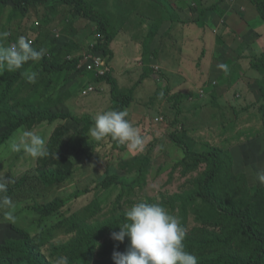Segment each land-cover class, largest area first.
<instances>
[{
    "label": "rangeland",
    "instance_id": "obj_1",
    "mask_svg": "<svg viewBox=\"0 0 264 264\" xmlns=\"http://www.w3.org/2000/svg\"><path fill=\"white\" fill-rule=\"evenodd\" d=\"M12 1L0 9V32L9 33L0 40V46H11L19 36H25L34 49L45 51L40 60L28 64L7 93L3 80L16 70L0 69V101L19 115L25 108L35 107L86 119L82 123L72 119L54 123L36 119L18 128L0 146V183L7 181L9 189L23 178L28 182L9 198L7 189L0 192V246L9 239H19L17 230L32 239L40 236L36 248L40 246L42 254L56 264L61 256L53 255L52 247L73 237L72 233L49 234L60 222L77 216L89 224L102 223L122 215L136 203L176 194L197 195V182L206 165L194 166L185 159L183 149L170 139L173 133L190 152L202 154L217 148L230 155L231 167L218 177L215 189L225 206L250 205L256 219L264 224V184L258 179V173L264 171V65L263 72L253 67L264 54L261 18H248L252 13L243 14L242 2L238 0H183L177 9L171 8L167 0H152L150 8L166 9L164 15L169 19H180L186 26H204L199 43L194 41L192 32L184 36L183 26L175 30L173 22L162 27L152 25L157 16L146 21V7L136 0H127L128 14L119 10V0H86L93 9L108 16L113 31H124L118 47L115 41L110 44L112 59L97 50L103 38L97 25L76 15L60 0L32 5L27 12L16 11ZM174 2L171 0V4ZM205 31L209 34L205 35ZM164 42L174 53L178 72L175 76L163 70L158 61ZM97 55L107 74L116 80L117 95L129 93L146 69L155 71L135 88L131 104L123 109L147 137L142 151L130 152L122 145L119 149L110 138L97 142L88 137L98 112L117 111L111 86L85 68L84 62ZM171 60L173 57L169 56L167 61ZM45 61L53 65L70 61L78 64L70 70L48 73ZM219 64H225L227 70L220 69ZM33 72L36 80L30 83L27 76ZM244 80L248 89L242 88ZM87 87L94 90L85 95ZM167 88L170 95H183L180 115L173 102L162 98ZM8 119L0 117V137ZM24 130L35 131L46 139L47 157L32 158L10 150V144ZM44 170L71 171L72 176L63 184L46 187L37 181V175ZM141 170L144 177L138 179ZM108 178L124 179L125 185L104 186L102 182ZM131 183L135 186L128 187ZM5 197L9 203L3 202ZM58 200L65 201V206L45 219L34 210L35 206ZM200 203L197 198L185 215L177 208L166 210L185 225L187 235L203 234L201 229L217 231L198 221L194 205ZM110 240L111 236H107L99 242L96 256ZM233 250L239 251V247L234 246ZM191 254L197 259L200 256ZM0 264L18 262L1 258Z\"/></svg>",
    "mask_w": 264,
    "mask_h": 264
},
{
    "label": "trees",
    "instance_id": "obj_2",
    "mask_svg": "<svg viewBox=\"0 0 264 264\" xmlns=\"http://www.w3.org/2000/svg\"><path fill=\"white\" fill-rule=\"evenodd\" d=\"M10 0H0V9L5 3ZM49 0H13L14 9L18 12H27L32 5H41ZM64 5L70 8L76 15L81 16L91 22H94L98 27V32L103 36L101 43L97 50L108 54L113 59V52L110 50V44L115 41L121 31H113L110 26V21L105 13L99 12L88 3L86 0H60ZM139 4H144L146 7L145 18L153 19L157 16L155 26L160 27V22L166 9L160 7L150 8L151 2L146 0H136ZM152 1V0H151ZM256 7L259 17L264 22V0H246ZM127 0H119V10L122 13L128 14ZM132 20L134 15H131ZM173 23H182L179 19L170 17ZM160 20V21H159ZM198 24L200 21L197 20ZM151 36H153L151 34ZM25 63L21 69L15 71L12 75H7L3 82L5 84L4 93H7L14 84L22 77L28 64ZM78 64V61H70L62 65H53L48 62H43L45 71L48 73H58L72 69ZM264 54L261 62L253 65L254 68L263 72ZM1 69V68H0ZM153 69H146L144 74L140 77L134 88L126 94H116L118 87L117 82L109 74L100 77L111 86L113 103L117 111H122L128 107L133 100V93L137 86L142 84L147 78L154 75ZM165 78V75L160 73ZM166 82L168 80L165 78ZM264 98V88H262ZM3 91L2 94L4 95ZM164 100L173 102L177 109L178 115L182 113L181 101L183 95L177 93L170 95L167 88L162 96ZM0 117L9 118L5 122L6 130L0 137V146L5 143L18 128L26 126L28 123L42 119L49 123H54L57 120L72 119L77 123H82L86 117H76L70 114L53 113L35 107H27L23 114L19 115L12 111L5 102L0 101ZM177 133L170 136L172 143L183 149L185 159L191 160L195 165L205 164L206 170L202 177L197 182V195H174L164 196L160 200H148V203H160L165 209L173 211L174 208L179 209L182 214H186L189 206L197 199H201V203L194 205L198 221L207 224L208 227L217 228V231L210 229H201L203 234L191 235L186 234L184 240L185 250L190 253H197L198 264H264V224L256 219L253 207L246 206H225L223 197L215 189V184L222 172L231 167L232 158L224 151L212 148L207 153H195L186 149V146L178 139ZM117 148L122 149L117 142L113 141ZM144 170L139 172L138 179L144 177ZM72 176L71 171L62 170H44L37 175V181L46 187L63 184ZM29 179V178H28ZM28 183L26 178L18 182L13 187L7 189V197L17 191L22 190L24 185ZM104 186L110 184L125 185V180L120 178H108L102 182ZM135 183L128 184V187H134ZM83 196L84 194H80ZM65 201H56L49 205L35 206L34 210L40 214L42 219H45L65 206ZM94 213V211H93ZM126 222L125 213L118 217L111 218L106 222L89 224L77 216L71 220L60 222L50 231V235L61 233H72L73 237L66 243L54 245L51 249L53 255L65 256L68 258L69 264H115L113 260L114 252H125L130 244L127 238L123 243L114 241L112 233L118 232L120 227ZM185 226V225H184ZM20 235L19 239H9L2 246H0V259L7 258L18 262V264H52L40 251V246L35 243L40 242V236L32 239L28 234L17 230ZM57 234V233H56ZM194 234V233H193ZM107 236H111V240L101 246V253L96 256V251L99 247V242ZM238 246L239 251H234L233 247Z\"/></svg>",
    "mask_w": 264,
    "mask_h": 264
},
{
    "label": "clouds",
    "instance_id": "obj_3",
    "mask_svg": "<svg viewBox=\"0 0 264 264\" xmlns=\"http://www.w3.org/2000/svg\"><path fill=\"white\" fill-rule=\"evenodd\" d=\"M8 35V32H0V40ZM44 51H37L30 40L19 36L11 46H0V68L8 71L21 69L29 61L40 60ZM218 67L227 70L225 64ZM36 76L33 72L27 79L34 83ZM128 116L127 110L98 112L94 124L89 128L88 137L97 142L110 138L130 152L142 151L147 137L141 134L140 128L134 126ZM10 150L23 152L32 158H44L49 154L46 139L30 130L22 131L10 144ZM258 179L264 184V171L258 173ZM6 189L7 181L0 183V192ZM3 202L9 203L7 197ZM125 218L126 222L118 227L120 230L112 233V239L123 243L127 238L130 244L125 252L113 253L115 264H198L197 257L185 250L187 229L160 203L133 204L125 211ZM56 264H69L68 258L61 256Z\"/></svg>",
    "mask_w": 264,
    "mask_h": 264
},
{
    "label": "crops",
    "instance_id": "obj_4",
    "mask_svg": "<svg viewBox=\"0 0 264 264\" xmlns=\"http://www.w3.org/2000/svg\"><path fill=\"white\" fill-rule=\"evenodd\" d=\"M147 1V3H149V2H151L152 3V1L151 0H146ZM161 1H163V2H165L166 3V1L165 0H161ZM169 3H170V7L171 8H175V9H177L178 7H181V4H182V2H183V0H175V2L173 3V4H171V0H167ZM242 2V5L240 6V10L243 12V14L245 13V12H248L249 11V13L251 12L252 13V15H248V18H250V19H252V17H255V18H257V19H260V17H259V14H258V11H257V9H256V7H254L252 4H250V2H248V1H246V2H243V1H241ZM195 4V3H194ZM162 7V6H161ZM177 7V8H176ZM227 8H229V6H227ZM242 8H243V10H242ZM162 17V21L160 22V27H162V26H164L167 22H169V23H171L172 21L169 19V18H167L166 17V15H163V16H161ZM151 19H153V17L151 18ZM146 21H149V18L148 19H145ZM155 24V22L152 24V25H154ZM171 25H173L174 27H175V30L176 29H179L180 28V26H183V29H181V31H183V34H184V36L185 37H187L191 32L193 33V37H194V41H196V42H199L200 43V41H201V39L199 38L200 36H202V30H205L204 29V26H199V28H197V27H193L192 25L191 26H186V25H183V24H180V23H172ZM146 26H148V24H146ZM215 31H220L219 29H216ZM256 30H252V32H255ZM257 32V31H256ZM124 34V31H123V29L121 30V32H120V34L118 35V37L116 38L117 40H115V45L118 47V45L120 44V42H121V40H122V38L125 36V35H123ZM175 34H177V31H176V33ZM204 34L205 35H208L209 33H208V31H205L204 32ZM203 34V35H204ZM197 35H198V37H197ZM131 41L132 42H134L132 39H131ZM169 43H167V42H164V44H163V48L162 49H160V53H159V62H160V65L162 66V68H163V70H165L170 76H175L178 72H177V69H176V67H175V61H174V53H172L170 50H172L171 48H167V45H168ZM139 48H140V46H139ZM173 57V60H171V61H167V58L168 57ZM178 66V65H177ZM251 83V82H250ZM246 84H248L247 82H246V80H244L243 81V84H242V88H247L248 89V87L246 86ZM185 96V95H184ZM187 103V102H186Z\"/></svg>",
    "mask_w": 264,
    "mask_h": 264
},
{
    "label": "built area",
    "instance_id": "obj_5",
    "mask_svg": "<svg viewBox=\"0 0 264 264\" xmlns=\"http://www.w3.org/2000/svg\"><path fill=\"white\" fill-rule=\"evenodd\" d=\"M227 1L229 3H234L237 0H227ZM238 1H240V0H238ZM241 1H246V0H241ZM242 10H243V8H242ZM84 65H85V68L87 71L95 73L98 77L104 76L108 71V70L106 71V69L104 68V62L99 55L91 57V60L85 61ZM93 90H94L93 87H87L84 91V94L87 95V94L93 92Z\"/></svg>",
    "mask_w": 264,
    "mask_h": 264
}]
</instances>
